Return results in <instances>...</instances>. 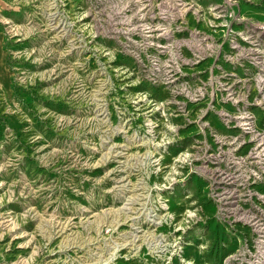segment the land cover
<instances>
[{"label": "rangeland", "instance_id": "rangeland-1", "mask_svg": "<svg viewBox=\"0 0 264 264\" xmlns=\"http://www.w3.org/2000/svg\"><path fill=\"white\" fill-rule=\"evenodd\" d=\"M0 264H264V0H0Z\"/></svg>", "mask_w": 264, "mask_h": 264}]
</instances>
